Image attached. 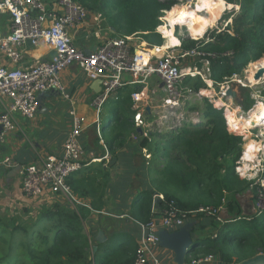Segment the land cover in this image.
Wrapping results in <instances>:
<instances>
[{
  "label": "trees",
  "instance_id": "1",
  "mask_svg": "<svg viewBox=\"0 0 264 264\" xmlns=\"http://www.w3.org/2000/svg\"><path fill=\"white\" fill-rule=\"evenodd\" d=\"M75 1L89 12L101 13L118 37L134 34L161 46L162 38L155 32L160 24L158 17L164 11L167 14L177 0ZM223 1L228 8L239 7L236 13L225 16H233L231 23L218 33L206 31L202 40L183 38L179 46L183 51L200 47L215 54L207 59L209 78L216 85L234 75L241 76L249 63L264 57V0ZM194 65L201 67L202 62ZM181 87L196 93L204 85L199 76L186 77ZM239 91L240 105L248 110L254 103L251 91ZM202 101L205 106L199 109L200 120L196 123L181 124L180 120L170 132L155 129L147 136L134 124L130 99L114 103L106 124L108 134L102 131L112 160L105 167L92 165L79 176L67 179L72 193L77 198L90 197L89 206L97 212L81 205L75 211L67 200L58 198L51 203L40 202L25 220L6 221L0 217V264L130 263L137 246L131 224H126L128 230L121 226L113 233L115 248L93 239L92 228L100 225L106 194L117 202L118 210L128 208V217L137 223L149 220L153 205L159 214L169 202L181 209H194L201 204L218 207L223 201L224 210L218 214H197L188 220L194 224V246L185 254V260L211 254L220 264H238L264 254V210L246 216L238 200L249 188V183L235 172L244 143L242 137L228 130L222 109L213 108L206 98ZM246 144L249 149L253 147L248 140ZM143 149L149 152L150 160H146ZM121 159L125 170L113 179L112 167ZM154 194H161L163 199L153 200ZM91 214H96V218L89 220ZM85 227L89 228L87 232ZM93 244L99 248L96 252L92 251Z\"/></svg>",
  "mask_w": 264,
  "mask_h": 264
},
{
  "label": "built area",
  "instance_id": "2",
  "mask_svg": "<svg viewBox=\"0 0 264 264\" xmlns=\"http://www.w3.org/2000/svg\"><path fill=\"white\" fill-rule=\"evenodd\" d=\"M165 13L166 11L158 17L160 24L155 29L163 39L166 38L160 28L167 25ZM88 16L89 11L75 0H0V53L6 57L8 64L0 63V99L9 100L4 110L0 112V146L5 142L8 132L19 128L18 118L33 119L36 116L38 93L56 91L68 97L61 80V72L64 69L75 64L88 79L101 80V92L91 100L90 105L94 110L95 134L104 147V157L95 158L93 152L85 151L81 136L86 129L87 120L83 115L71 110L69 130L62 144L61 154L39 155L32 162L20 166L18 170L19 190L22 196L36 199L45 194L59 195L67 200L75 211L80 205L88 209L91 207L72 193L67 179L83 167L84 161L88 160L91 163L109 157L103 141L100 112L107 101L118 100V92L125 84L121 76L124 73L129 74L131 83L142 84L150 76L156 75L161 81L163 96L159 97L158 112L155 115L163 114L161 118L164 119L168 117V112L179 108L180 99L183 97L182 80L196 76L203 80L205 73L209 71L208 68L203 71L197 66L182 67L185 57L197 58L207 66L209 64L207 58L215 56L201 50L200 47L187 51L176 50V47L163 48L162 45L133 49L131 42L138 40L134 34L107 39L95 50L86 53L74 44L72 36L81 28ZM102 18L101 13H95L93 16L98 29ZM223 29L221 26L215 28L217 33ZM40 41L53 50L49 60L37 62L26 68L13 66L19 61L22 46L26 44L36 46ZM219 87L220 96L223 98L226 96V89L230 88L229 80L219 84ZM143 97V91L130 94L133 121L137 128L150 126L144 121V108L140 105ZM224 107L227 108L226 104ZM225 123L228 130H232L226 120ZM156 127L157 131L169 129L158 125ZM249 131L250 129L245 133ZM245 133L239 135L246 138ZM142 134L147 136L148 132L142 131ZM145 157L149 158V153H146ZM257 159L253 162L248 161L249 167L244 169L245 161L242 154L235 166V172L239 178L249 183V189L255 190L257 206L261 212L264 210V178L255 175L256 170L261 171L259 169L261 162H257ZM2 164L11 167L15 163L7 157L2 160ZM162 199L161 194L153 195V200ZM223 203L222 201L218 207L201 204L194 209H181L174 202H169L159 214L153 205L149 220L137 223L140 233L134 258L126 264H175L173 255L170 262H165L158 256L160 248L158 232L176 231L197 214L216 215L223 210ZM91 211L97 212L92 209ZM213 260L215 257L211 254L189 256L184 264H208Z\"/></svg>",
  "mask_w": 264,
  "mask_h": 264
},
{
  "label": "crops",
  "instance_id": "3",
  "mask_svg": "<svg viewBox=\"0 0 264 264\" xmlns=\"http://www.w3.org/2000/svg\"><path fill=\"white\" fill-rule=\"evenodd\" d=\"M95 13L96 12H89V16L84 22V24L81 26V28H79L76 32H74L72 36L74 44L79 48L83 49L84 51L95 50L107 39L120 38L118 37L117 34H115L114 29L105 21L104 18L99 23V29H98L93 20V16ZM2 30H4V28H2ZM171 33L172 31L169 32V34ZM136 37L138 38V40L135 39L131 42L133 49H142L144 47L146 48L147 46L150 47L149 45H152L143 41L140 37L138 36ZM180 43L181 42L179 41L176 46H172V47H176L175 49L180 51L181 50L179 48ZM164 46L162 45L163 48L168 47V46L166 47ZM52 55H53V50L49 48L42 41H40L36 46L26 44L21 47L19 61L17 64L13 66L26 68L36 64L37 62L49 60L52 57ZM196 61L202 62L197 58L185 57V59L182 62V65L187 62L194 63ZM0 63L8 65L6 57H4L1 53H0ZM10 67H12V65ZM182 67H193V66H182ZM199 68L203 71L205 69L203 65H201V67ZM205 75L207 74L205 73ZM121 78L125 84L118 92V97H119L118 100L107 101L101 109L100 112L101 131H103V134L105 135L108 134L109 128L106 126V123L105 124L102 123L103 115L106 117L108 116V118H110L111 109L114 103L118 102L119 100L129 98L132 104L130 94L135 91L138 92L143 91L144 97L140 105L144 108V116H145L144 121L150 124V126L146 128L145 127L138 128V131L141 134L142 131L148 132L149 134V132L157 128L155 124H151L150 121H148V118H151V115H155L158 112L157 109L159 104V97L163 96L161 81L156 75L150 76L142 84L131 83V77L129 74L126 73H124L121 76ZM61 80L65 86V93L68 95V97H64L56 91L38 93L36 95V101L38 103H41V107L38 108L36 116L33 119L18 118L17 124L19 128L15 131L8 132L6 134L5 142L0 146V195H5L9 199H14L15 202L25 201L28 204L29 203L32 204V202H28V201L37 199V198L29 199L21 195V192L19 190L18 167L32 162L39 155L59 156L61 154L62 144L66 139L69 130V121H70L69 112L71 110H74L75 112L83 115L87 120L86 129L81 136V143L85 151L93 152L95 158L104 157V147L99 142L95 134L94 110L90 105L91 100L101 92L102 85L98 86L99 79L96 80L88 79L84 75L82 70L77 65L73 64L61 72ZM203 81H205L206 83L213 82L211 80L208 81L205 79H203ZM8 102L9 100L7 98H2V100L0 99V112L4 110V107L6 104H8ZM224 104L225 103L223 102V105ZM227 111L228 110H226L225 113ZM262 137L263 140H259L260 141L259 145L263 148L264 134H262ZM130 138L132 140H135V136L133 134L130 135ZM105 148L109 155L107 159H103L101 161H95L91 163L88 162V160L84 161L83 167L78 172L72 174L71 176H75V175L79 176L80 172H82L83 170L87 169L92 165L102 164L104 167L107 166L109 161H111L112 159H111V151H109L106 145ZM144 151L146 153H149L146 151V149H143L144 155H146ZM258 156L261 157L258 158ZM258 156H257L258 158L257 162L259 163L261 162V167H259L261 171L258 172L256 170L255 175L258 174L260 178H264L263 151L260 152ZM7 157L10 158L15 163L14 166L6 167L2 164V160ZM122 161L123 159L119 160L118 164L114 166V168L112 167L113 179L116 176H119L120 173H122V171L125 170L123 164L121 163ZM243 166L245 167V162ZM58 198H62V197L59 195H55L52 198L51 195L45 194L42 197L38 198V200H40V202L48 201V203H51ZM243 199H247L250 201L251 204H249V207H251L250 209L252 211V215L259 213L260 209H258L259 207L257 206V197L255 190L248 188V190L246 189L245 191H243V193H241L238 196V200L241 205L243 214L248 216L250 214H246L244 212V208L242 204V202H245L247 204V201L245 200L243 201ZM79 200L90 205L92 199L90 197H87V198H79ZM40 202L38 201V203ZM118 209L119 208L117 202H115V200H113L112 197L106 194L104 197V205L101 211V214L103 216L100 219L99 222L100 225L99 226L95 225L92 228L93 239L95 238L97 232L101 231L103 232V235L107 240V243H105V245L107 246L111 245V242H113L112 240H114L113 233L116 231V229H119L121 226H124L127 229L126 224L129 223L132 225V227L130 228L131 230L130 232L131 234L135 235V239H137L138 242L140 230L137 225V222L134 221L132 218L128 217V212H129L128 208L124 207V208H120V210ZM95 218H96V214H91L89 220H93ZM88 230L89 228L85 227V232H87ZM98 249L99 248L97 247V250ZM100 253H102V251H100ZM158 256L163 260H165V262H170V257L172 256V253L163 248H160L158 250Z\"/></svg>",
  "mask_w": 264,
  "mask_h": 264
},
{
  "label": "rangeland",
  "instance_id": "4",
  "mask_svg": "<svg viewBox=\"0 0 264 264\" xmlns=\"http://www.w3.org/2000/svg\"><path fill=\"white\" fill-rule=\"evenodd\" d=\"M212 1L214 4H218L217 0H212ZM191 3H193V0H187V1L177 0L176 3L174 5H172L171 7H173L175 5L184 6L186 4H191ZM223 3H224V5L222 8V12L219 15V18L215 22L210 24L207 27L206 31L215 30V28L218 26L219 27L221 26V28L223 29L228 24L231 23L233 16L231 15L232 17H230L228 19H225V16L232 13L233 11L236 13L238 11L239 7L237 5H234V6L231 5V7L228 8L224 1H223ZM200 14H203V17L208 16V14H205L203 11ZM167 15H169V12L167 13ZM226 23H227V25L225 26ZM182 25L183 26L174 25L172 28L171 34L175 35L180 42H181V39H183V38L194 39L186 31V26H184V24H182ZM206 31L204 33H206ZM202 38H203V35H202V37H198L197 39H194V40H202ZM165 41H166V39L162 38V45L163 46L165 45L164 44ZM262 59H264V57L254 61V62L249 63L246 66V68L244 69L243 74L241 76L234 75L229 80V86H230V88H232L235 91V94H236L234 98H231L229 96H224L223 98H221V96H220L221 90H220V87L218 84L216 85V84H214V82H211L209 85L208 82H207L208 83L207 84L205 81H203L201 79L204 87H201L196 93L189 91L187 89V87H181V89L183 91V97L180 99L179 108L178 109L174 108L173 110L170 111V113L168 112V117L164 118V119L161 118V116H163V114L151 115L150 123L158 125L162 128L168 127L169 129H166L167 132H170V130H172L174 128L175 124H176V126H179L180 120H181V124L183 122H185L187 124L196 123L197 121L200 120L199 119L200 114L198 112L199 109H202L205 106L204 102L202 101L203 98L208 99V102L210 103V105L213 108H216L217 106L218 107L222 106L221 109L223 110V117L225 120H226L225 111L227 109L228 110L231 109V111L235 110L236 115L245 117L246 115H248V113H250L251 110H253L252 108L255 106V104H257V102L259 100L260 101L264 100V75H263V78L260 79L258 82H254L252 80L253 74L258 69V66L256 65V63H258ZM190 62L184 63L182 66H193L194 67L195 66L194 63H190ZM202 65L204 66V68L209 69V64L207 66L204 64H202ZM206 74L207 75H205L204 79L210 81L209 71L206 72ZM196 77H198V76H196ZM196 77H190V78L194 79ZM239 88H249L251 91L250 96L254 100V103L250 106V108L248 110L243 109L240 105L241 100H242V95L239 91ZM220 99L222 102H224L226 104V106H227L226 109H225L224 105L220 102ZM215 100H216V102H215ZM177 118H179V119H177ZM108 119H109L108 116L106 117L103 115V122L102 123L107 124ZM176 120H179V121L177 122ZM248 128L250 129V131L245 133V134L249 135V137H247V138L242 137V140L244 143L242 145V152H241V155L243 154V158H245L244 159L245 165H247V166H249L248 161H250V162L255 161L257 159V156L260 154V152L263 151V154H264V148H262L259 145L260 144L259 140H263L262 134H264L263 133L264 132V124L259 125V126H254V127H248ZM229 131L236 132L238 134L243 133V132L235 131L233 129L229 130ZM247 135H245V136H247ZM247 140L251 141L252 144L254 145L251 148V150L249 151L250 157H246L245 156V150H243L246 147L245 143L247 142ZM253 156H255L256 158L255 157L253 158ZM260 157L258 156V158H260ZM251 158L253 160H251ZM146 160H148V159H146ZM52 198H53V196H52ZM244 200L247 201V204L245 202H242L244 212L246 214L252 215V211L250 209L251 207H249V204H251L250 201L247 199H243V201ZM38 201L40 202V200H38V198H37L36 200L28 201V202H32V204H30V203L28 204L25 201L15 202L14 199H9L5 195H0V217L5 219L6 221L11 220V218H16L18 221L25 220V219H27L28 216L34 214L33 208H35L36 205L39 204ZM246 205H247V207H246ZM28 209H30V210H28ZM25 210H28V212L25 213ZM109 242H111V241H109ZM114 246H115L114 242H111V245H108V247L115 248L116 246L115 247ZM208 264H220V262H219V260H217L215 258V260H213L211 263H208Z\"/></svg>",
  "mask_w": 264,
  "mask_h": 264
},
{
  "label": "bare ground",
  "instance_id": "5",
  "mask_svg": "<svg viewBox=\"0 0 264 264\" xmlns=\"http://www.w3.org/2000/svg\"><path fill=\"white\" fill-rule=\"evenodd\" d=\"M217 1L218 4H214L212 0H193V3L191 4H186L184 6L175 5L171 7L169 15L165 13L164 16L167 25H162L160 28L166 38V43L164 47L176 46L179 42L175 35L169 34V32L172 31L174 25L183 26L182 24H184V26H186V31L194 39L202 37L207 27L213 22H215L219 18L220 13L222 12V8L224 5L223 0ZM202 11L205 14H208V16L203 17V14H200ZM262 60L256 63L258 68L264 67V59ZM220 102L223 104L221 100ZM229 110L225 113L226 121L230 125V128L235 131L240 130L239 132L245 133V131L249 129L248 127H254L264 124V100H259L255 105L254 109L251 110L250 113H248V115H246L245 117L238 116L236 115L235 111H231V109ZM245 137L247 138L249 137V135ZM250 143L252 144L251 141ZM252 146L254 145L252 144ZM243 150H245V156L250 157L249 151L251 149L247 147V144ZM254 157L255 156H253V158ZM251 160L253 159L251 158ZM248 167L249 166L245 165L244 168L247 169Z\"/></svg>",
  "mask_w": 264,
  "mask_h": 264
},
{
  "label": "water",
  "instance_id": "6",
  "mask_svg": "<svg viewBox=\"0 0 264 264\" xmlns=\"http://www.w3.org/2000/svg\"><path fill=\"white\" fill-rule=\"evenodd\" d=\"M85 52L89 53L90 51L85 50ZM263 75H264V67H260L253 74L252 80L254 82H258L260 79L263 78ZM100 85H101V80L99 79L98 86ZM225 95L234 98L236 94L232 88H227L225 91ZM37 105L38 108L41 107V103L37 102ZM254 107L252 109H254ZM193 226L194 224H192V222H186L176 231L168 232L166 230H160L158 232L159 246L172 253L173 262L175 264H184L185 254L189 252V250H191L192 247L194 246V241L191 237V229ZM94 239L97 243L103 245L107 243V240L104 237L103 232L101 231L97 232ZM91 248L93 252H96L97 245H92ZM238 264H264V254L259 253Z\"/></svg>",
  "mask_w": 264,
  "mask_h": 264
}]
</instances>
